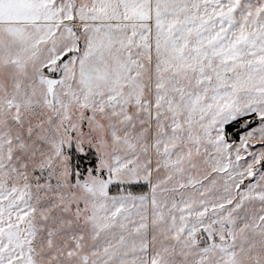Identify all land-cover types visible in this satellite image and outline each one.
<instances>
[{
  "label": "snow or ice",
  "instance_id": "1",
  "mask_svg": "<svg viewBox=\"0 0 264 264\" xmlns=\"http://www.w3.org/2000/svg\"><path fill=\"white\" fill-rule=\"evenodd\" d=\"M0 264H264V0H0Z\"/></svg>",
  "mask_w": 264,
  "mask_h": 264
}]
</instances>
